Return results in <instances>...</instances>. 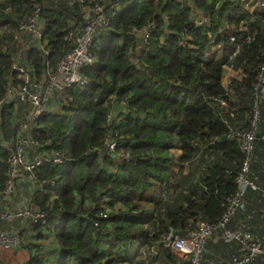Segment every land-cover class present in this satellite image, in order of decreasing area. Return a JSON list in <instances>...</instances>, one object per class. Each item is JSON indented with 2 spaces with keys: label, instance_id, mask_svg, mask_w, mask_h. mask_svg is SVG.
<instances>
[{
  "label": "trees",
  "instance_id": "1",
  "mask_svg": "<svg viewBox=\"0 0 264 264\" xmlns=\"http://www.w3.org/2000/svg\"><path fill=\"white\" fill-rule=\"evenodd\" d=\"M252 1L0 0L3 101L8 87L21 82L13 62L34 68L36 77L46 64L53 70L71 48V24L83 26L94 5L106 18L92 36L93 62L82 69L86 84L65 91L70 100L59 102V113L41 114L22 133L43 145L25 148L26 160L59 152L67 161L36 169L37 179L53 180L54 187L24 196L48 220L19 224L21 264H187L167 236L199 221L219 222L243 161L228 134L250 129L255 111L248 177L257 188L245 191L226 228L246 229L264 244V163L254 156L264 147V79L256 80L264 59V10L250 8ZM35 10L40 43L19 30ZM195 13L205 16L202 25H194ZM26 112V104H0V190ZM108 136L117 144L113 155L104 151ZM217 247L239 254L238 245L210 238L202 264H232L206 253Z\"/></svg>",
  "mask_w": 264,
  "mask_h": 264
},
{
  "label": "built area",
  "instance_id": "2",
  "mask_svg": "<svg viewBox=\"0 0 264 264\" xmlns=\"http://www.w3.org/2000/svg\"><path fill=\"white\" fill-rule=\"evenodd\" d=\"M82 3V0H75ZM245 3L246 0H240ZM260 7H264V1L259 3ZM38 11L31 13L30 18L24 24L19 26V30L29 33L31 37L41 42L42 24L38 20ZM92 15L86 20L83 26L75 28L73 24L69 26L66 40L71 42V48L64 53L57 62L53 70L45 65L43 72L37 77L34 75V68H25L22 65L12 64V69L19 74L20 83L17 86H9L4 96V101L0 100V104L4 102H18L27 105V112L23 121L18 125L17 133L13 144V150L7 157L8 170L6 178L0 190V256L9 251L22 246V239L19 238V224L45 226L48 220L46 214L42 211L33 209L21 194L15 198L17 189L20 190V184L34 191L36 187L38 191L44 192V187L52 189L54 181L50 179L38 180L36 177V169L45 164L60 165L67 161V157L59 152L50 154L37 153L30 160H26L25 148L32 147L33 151L42 148V144L28 140L22 135L23 132L33 125L34 121L45 112L59 113V102L65 103L70 100L67 95H62L72 87L82 88L86 84V78L82 74V69L89 66L93 62V55L90 51L92 36L95 27L103 25L105 15L101 6L94 5L90 10ZM197 17V18H196ZM205 22V16L195 13L193 19L194 25H202ZM143 38H147L148 30L142 29ZM229 42H234V38H229ZM43 46V45H42ZM43 54L47 52L42 47L39 48ZM238 50L235 47L233 52L228 56V62H231ZM231 66H226L229 70ZM264 79V59L258 68L256 80ZM256 88V86L254 87ZM55 94L62 95L57 101ZM15 99V100H13ZM111 116L112 113H111ZM256 111L254 112L251 128L247 131L229 133L228 137L238 142L243 161L240 171L235 179V192L228 200L224 214L221 216L216 225H211L205 221H199L196 225L186 231L184 237H176L174 233L167 236L168 246L180 257H185L187 264H202L203 247L205 242L212 238L222 240L226 244H236L239 247L238 257L232 264H252L257 259H264V244L248 230L243 228H226L229 218L234 214L236 208L240 206L243 195L247 189H256L255 179L248 177L249 164L252 158L253 141L256 138L255 123ZM264 140V136L260 137ZM116 143L109 136L105 139L104 151L113 155L116 149ZM98 153L99 150L95 149ZM35 153V152H34ZM125 162L128 161V155L121 153L119 155ZM19 183V186L17 187ZM102 218L104 214H100ZM220 232V234H217ZM0 264L1 261H0Z\"/></svg>",
  "mask_w": 264,
  "mask_h": 264
},
{
  "label": "crops",
  "instance_id": "3",
  "mask_svg": "<svg viewBox=\"0 0 264 264\" xmlns=\"http://www.w3.org/2000/svg\"><path fill=\"white\" fill-rule=\"evenodd\" d=\"M254 156L256 157V161L262 165L264 163V147L262 149H256V153L254 154ZM258 168V167H257ZM260 180H259V185L262 187V190L264 192V174H261L259 176ZM20 182H17L16 184L17 187L19 186ZM27 193H30L29 189H27ZM249 209H245L244 210V217H245V221L248 220V218H250L248 212ZM218 250L216 249L215 251L211 249V251L209 252L208 250H206V253L214 258L216 257H222L224 259H228L227 261H234L237 257H238V253H236V249L232 248L231 250H228L227 248L224 247V249H220L219 247H217ZM20 250L19 248H16L15 250H13L14 252H18Z\"/></svg>",
  "mask_w": 264,
  "mask_h": 264
},
{
  "label": "rangeland",
  "instance_id": "4",
  "mask_svg": "<svg viewBox=\"0 0 264 264\" xmlns=\"http://www.w3.org/2000/svg\"><path fill=\"white\" fill-rule=\"evenodd\" d=\"M261 1L260 0H256V1H252V3H250V8L252 7H258L260 10H264V7H260L259 3ZM27 187L25 184H20V190L17 189V193L15 195V198L18 197L20 194L21 196H28L29 193H27ZM15 198L13 197V201L15 200ZM18 251V250H17ZM20 252V251H19ZM17 253L16 251H10L8 253H3L0 256V261L2 264H21L22 263V259L24 258V254L23 253Z\"/></svg>",
  "mask_w": 264,
  "mask_h": 264
},
{
  "label": "water",
  "instance_id": "5",
  "mask_svg": "<svg viewBox=\"0 0 264 264\" xmlns=\"http://www.w3.org/2000/svg\"><path fill=\"white\" fill-rule=\"evenodd\" d=\"M112 115H114V113H112ZM222 140H224V136H221L219 139H218V141H222ZM185 234H186V231H177V232H174V235L176 236V237H184L185 236Z\"/></svg>",
  "mask_w": 264,
  "mask_h": 264
}]
</instances>
